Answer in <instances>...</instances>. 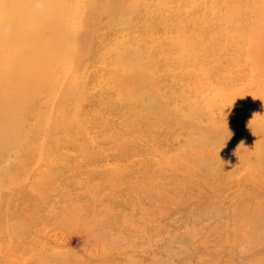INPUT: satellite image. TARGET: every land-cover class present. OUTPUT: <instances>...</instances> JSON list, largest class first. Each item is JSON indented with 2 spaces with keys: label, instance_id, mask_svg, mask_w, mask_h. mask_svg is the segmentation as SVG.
Instances as JSON below:
<instances>
[{
  "label": "rangeland",
  "instance_id": "rangeland-1",
  "mask_svg": "<svg viewBox=\"0 0 264 264\" xmlns=\"http://www.w3.org/2000/svg\"><path fill=\"white\" fill-rule=\"evenodd\" d=\"M236 1L122 0L120 12L110 16L102 9H111L119 0H62L70 9L75 48L72 61L63 62L55 74L58 85L49 112L55 110L54 100L63 89L77 79L86 95L81 114L96 115L107 102L103 91L108 95L115 91L110 73L122 74L115 55L126 56L139 70L146 59L152 75L149 89L159 108L140 121L130 103L125 110L133 114L122 117L131 121L122 122L123 148L107 131L99 135L93 124L81 122V128L76 127L80 135L72 131L74 145L85 149L82 155L98 159L93 165H84L78 151L61 144L56 156L46 160L42 148L61 141L59 133L50 136L43 131L30 139L31 161L21 175H12L16 188L1 190L0 218L11 206L17 211L23 207L20 194L33 193L38 196L37 211L22 208L20 213L29 219L36 216L38 224H25L20 237L28 247L24 254L21 250L12 254L16 249L12 239L17 238L13 230L24 223L11 216V233L0 226V264H264V245L254 239L264 228L250 229L233 217V210L243 206V196L248 200L259 187L258 195L264 196V138L245 121L257 108L255 114L261 116L254 120L264 122V57H246L244 45L252 30L245 29V16L250 20L253 16L242 14L237 20L232 7L252 10L254 3ZM176 28L182 30L184 44L197 52L196 58L181 65L176 48L171 44L175 52L166 49L168 42L183 43ZM158 52L165 72L155 60ZM257 60L263 64L255 77L250 67ZM182 88L185 95L179 93ZM126 99L120 95V101ZM143 103L152 104L145 97ZM175 112L181 114V127L172 118ZM154 147L159 151L152 155ZM129 150L132 155L125 154ZM242 153L254 156L243 164L233 161ZM117 156L121 158L116 160ZM185 157L203 165L193 175L176 169L175 180L166 167H159ZM22 158L21 152L8 151L3 157L0 153V165L14 173ZM99 172L111 173L117 189L103 187ZM202 175L206 196L197 192ZM177 182L192 194L170 197ZM16 195L13 205H7L6 199Z\"/></svg>",
  "mask_w": 264,
  "mask_h": 264
},
{
  "label": "bare ground",
  "instance_id": "bare-ground-1",
  "mask_svg": "<svg viewBox=\"0 0 264 264\" xmlns=\"http://www.w3.org/2000/svg\"><path fill=\"white\" fill-rule=\"evenodd\" d=\"M121 1L119 0V2L115 3L111 9L103 8L102 13L112 16L120 12ZM252 1L254 3L252 10H245L242 5H238V8L232 7V10L237 20L242 18V14L253 16L252 20L249 19V16H245L247 19L245 29H251L252 31L249 33L244 50L246 49V57L248 59H261L264 57V0ZM235 25L239 26V23L235 22ZM164 26L169 27V25ZM71 27L70 9L67 8L66 4L62 3V0H0V153L1 157L8 151H14L15 154L21 152V155H23L20 165L16 167L17 169H15L14 173H9L0 165V193L1 190H7L8 187L16 188L12 175H21L23 168L31 161L29 141L40 132L45 131L50 136L57 133L63 135L61 141H53L55 145H52L53 142L51 141L52 143L48 149L43 150L42 148V154L46 160L56 156V149L61 144V146L78 151L81 156L80 161L84 165H93L98 162V159L86 157L85 154L83 156L82 152L85 149L77 148L74 145L77 138L75 139L72 135V131L75 129L79 136L80 132L76 130V127L81 128L79 126L81 122L93 124L95 127H92L97 129L99 135H103L104 131H107L117 141L118 147L123 148L124 139L122 136L125 132L122 129V122L131 124V121L126 122L125 117H122L133 114V110H125L130 103L134 104L137 109L134 116L140 121L144 120V118L147 120L146 116L153 115V109L159 108L157 107V101L154 99L155 94L149 89L152 75L146 70V59H142V68L139 70L135 63L126 59V56L115 55V63L118 65L117 67L121 68L122 74L118 76L116 71L110 73L111 75L108 79L111 81L115 91L109 93V95L103 91L107 102H104L103 105L101 104V109L96 115L88 117L81 114L80 103L86 101V95L84 86L77 79L74 86L68 84L63 89V94L54 100L55 110L52 109V113H50L49 106L58 85L55 74L63 62L72 61L73 59L72 49L75 46L73 48L71 44H75V41H73V37H70V34L74 26ZM176 31L179 32L178 39L182 40V30L176 28ZM254 32H258L259 35L254 34ZM193 33L198 35L197 30H194ZM68 41L71 42L68 43ZM182 41L183 43L171 41L166 45L168 51H174V47L176 48L178 53L177 64L179 65H181L182 61L186 62V59L192 60L196 58L195 56L197 55V52H194L189 43L184 44V40ZM160 59L158 52L155 57L158 67H160L158 62ZM259 63V60H257L250 67L252 76L256 77L262 70L260 64L262 66L263 63ZM160 68V71H166L165 66ZM181 79L184 78L182 77ZM184 80L187 81L186 79ZM153 83L155 84L154 77ZM175 85L176 80L170 83V88L176 89ZM105 90H108V88L105 87ZM136 93H138L139 97ZM179 93L186 94L183 88L179 90ZM122 94L126 96L127 101H120V95ZM144 97L151 101L152 104H144ZM71 100H74V102H71ZM71 103L75 104L68 108L67 105ZM119 107L121 110H116ZM71 110L73 111L72 113H70ZM256 110L257 108H254L250 111L246 115L245 121L253 127L254 133L258 137L264 138V122L260 121V119L254 120L256 116H261L255 114V112H258ZM261 110L264 115V102ZM106 117H109V119H106ZM172 118L177 121L178 127L184 125L181 114L178 112H175ZM124 127L127 129L125 125ZM220 133L217 134V137L220 136ZM205 141L203 140V142ZM86 150L89 151V147H86ZM157 150L156 147L152 148L153 153L151 154L155 155L154 153L159 151ZM125 154L132 155L133 152L129 150ZM227 155L229 156V153ZM252 156L254 155L251 153L249 156L247 153H242L237 155L238 158L233 161L243 164L247 159H251ZM120 158L117 156L116 160ZM186 158H182L180 163H167L159 165V167H166L174 180L176 179L174 173L176 169L184 170L188 175H193L196 167H200L203 164L201 161H198L197 164L191 157L190 159ZM219 167L222 168V165L220 164ZM245 168L248 170V167ZM72 171H75V166ZM207 173L208 176H212L210 172ZM221 173L225 177L223 170ZM98 175L103 178V183H101L103 187L109 190L117 189V185L113 183L111 173L99 172ZM202 179L203 185L197 190L201 194V188L206 184L205 176L202 175ZM129 192L136 193V190L129 189ZM260 192L261 189L259 187L248 200L247 195L243 196L245 198V201L242 202L243 206L239 208L240 210L238 208L236 211L233 210V217L245 221L250 229H255L257 226L264 228V196L258 195ZM169 193L170 197L182 193L186 195L192 194L183 190L181 183L178 182L176 183V190ZM24 195L20 194L23 207L20 206L19 211L11 206L8 211H3L5 216L0 218L3 221L0 226L5 225V227L3 226L4 232H12L11 216L24 223H21L17 226V229L13 230L17 238L12 239L16 247L12 254L19 250L23 254L27 252L28 247L27 245L25 246L26 241L21 240L20 237H23L21 234L27 228L25 224L29 223L30 226L38 224L36 216L33 219H29L21 216L20 213L22 208H25L26 212H36L37 205L35 202L38 196L33 193ZM202 196L206 195L202 194ZM15 198H18V196L16 195L13 199H6V204L9 206L13 205ZM119 205L121 204L119 203ZM13 213L19 216H13ZM22 213L24 212L22 211ZM251 232L253 235L254 232ZM254 239L264 245V233L258 234ZM19 241L20 246L17 243Z\"/></svg>",
  "mask_w": 264,
  "mask_h": 264
},
{
  "label": "clouds",
  "instance_id": "clouds-1",
  "mask_svg": "<svg viewBox=\"0 0 264 264\" xmlns=\"http://www.w3.org/2000/svg\"><path fill=\"white\" fill-rule=\"evenodd\" d=\"M241 143H243V142H241Z\"/></svg>",
  "mask_w": 264,
  "mask_h": 264
}]
</instances>
